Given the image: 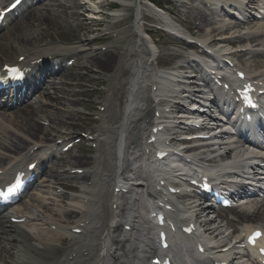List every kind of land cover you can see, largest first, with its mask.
I'll return each mask as SVG.
<instances>
[{
  "label": "bare ground",
  "instance_id": "bare-ground-1",
  "mask_svg": "<svg viewBox=\"0 0 264 264\" xmlns=\"http://www.w3.org/2000/svg\"><path fill=\"white\" fill-rule=\"evenodd\" d=\"M84 1L89 2L88 9L93 11L100 10L102 6L100 4H103L102 0ZM48 11L49 14L46 16L41 14L36 16L40 25L54 20V13H52V10ZM143 11V8H139L138 19ZM204 23L208 25V28L201 27L202 32L217 36L222 33L227 34L230 36L228 43H241L251 39L245 32L250 29L245 30L240 25L227 28L225 22L219 21L215 26L214 22L206 17ZM36 27L33 24L31 30L25 31L24 35L19 36V38L15 37L8 44L6 53L3 54L6 62H14L20 54L36 58L57 50L56 54L63 53L64 56L71 53L81 54L85 61L84 66L88 71L94 72L96 68L97 70L106 71L110 75L116 62L118 66L115 74L110 77L112 86L107 91L108 98L105 101L106 104H110V108L102 113L103 120L98 131V154L102 159L96 163L93 177L89 179L95 182V186L89 188L93 190L90 196L82 197L83 199L89 198V204L84 205L79 202L78 198L81 196L76 198L73 195L59 197L56 190L66 185V179L64 176H59L58 173H53V177H57L56 179H49L45 185L40 186L42 190L39 192L29 193L21 205L13 210L19 217H28L32 222L31 224L14 225L8 221L7 217L0 218V223L3 226L0 233V264H51L54 261H57V264H101V262H94V259L97 256L99 260H104L102 258L104 254L107 258H118V262L114 264H120V259L133 256L134 251L141 249L146 252L148 250V246L144 245L146 240L142 237L143 233L148 232L149 229L142 217L141 210L148 205V201L144 199L145 202L141 205V202L137 203L131 200L121 203L120 199L113 196L114 188L109 192L108 187L115 183L114 177L115 175L120 176V172H123L121 178L131 185H134L136 178L150 182L154 173L151 166L143 167L136 159L140 152V142L135 143L137 137L136 124L143 122L144 118H150L151 113L146 111L142 115L138 111L137 114H131V110L128 109V102L132 99L139 84L149 87L148 83L154 81L152 79L154 68L151 58L155 55V45H152L151 42L148 45L147 42L144 47H138L137 42L140 39H131L128 32L123 31L121 39L126 42L122 47L124 50L115 51L110 49L93 58L98 50L89 48L92 42L88 39L78 41L76 44H53L49 42L44 48L39 44L34 45L32 42H36L38 38L43 36V34L38 33ZM135 28L138 29L140 38L143 29L138 25V22H135ZM173 30L175 29L173 28ZM41 38H44V36ZM252 42L257 43L256 46L264 44V35L252 39ZM17 43H20V45L15 47ZM258 57L261 60L257 65H262L259 70L264 75V55ZM61 89H63V86L48 82L46 89L42 92L41 100L36 98V100H39L38 104H41L42 107L49 106L50 109H56L59 114L57 106L66 107L62 103L70 101L69 99H59L57 97ZM159 91L167 92L169 89L161 84ZM154 95L155 91L150 87L142 104L151 107L154 103ZM112 97L115 99L109 103ZM51 112L39 109L32 104L26 108L17 109V111H9L7 108L0 111V170L12 169L14 165H18L17 168L21 167L22 164L29 161L27 158L30 155L27 154V151L30 147L52 141V139L47 138L49 129L39 122L42 119L45 122L50 121L51 125L58 124L57 122L61 118L60 114L55 116V113L51 114ZM34 118H37V120ZM129 134H131L130 137ZM229 149L235 150L227 145L222 147L223 151ZM42 152L37 151L34 153L32 159L38 157ZM243 156L242 151H237L234 154V158H239L240 161L244 159ZM103 160L106 161L103 162ZM107 180H109V183L106 182ZM100 184H102V190H99ZM35 190L36 188L33 191ZM48 197H51V199L48 200ZM67 199L68 201H66ZM115 201L120 202L119 213L113 211ZM232 213L239 216L242 227L250 229L264 226V200L250 202L241 209L232 210ZM126 218H131L136 224V233L122 235L119 226L120 222ZM87 221H91V224L85 226L84 231L91 239L70 235L68 237L74 238L73 242H75H72L68 248H61L62 241L58 240V237H62L64 232L67 231L65 225L67 227L71 224L77 226L80 223L86 224ZM65 222L70 223L67 225ZM49 223L59 226L56 233L46 231L44 225ZM209 226H217V222L213 221ZM218 227L221 230V235H224L223 228ZM214 232L212 231L210 234H214ZM108 242H110V246H108ZM121 245L124 246V250ZM176 254L178 262L182 264L185 263L187 256L192 255V252L189 247L185 249L179 247ZM73 255L76 256L71 261ZM193 264H201V261L195 258Z\"/></svg>",
  "mask_w": 264,
  "mask_h": 264
},
{
  "label": "rangeland",
  "instance_id": "rangeland-1",
  "mask_svg": "<svg viewBox=\"0 0 264 264\" xmlns=\"http://www.w3.org/2000/svg\"><path fill=\"white\" fill-rule=\"evenodd\" d=\"M48 8L51 9L50 7L45 5L44 9L42 7L39 10H35L27 18H25L23 21H21L20 23L15 25L9 32L1 35L0 36V51L2 53H6L7 46H8V43L10 42V40L15 39V37L19 38V36H21V35L23 36L25 31L31 30L33 24H35L37 26L36 29L39 31V33L43 34L46 37L44 39H48V37L51 36L52 38L59 37L61 39H65L71 43L77 42V38H79V36H78L79 33L72 31L69 26H66L67 24H65L60 17H56L53 21H49L47 24L40 25V23L38 21V17H36L37 16L36 14L39 13V14L45 16V14H46L45 10ZM133 11H134V8L131 9L130 13H133ZM115 29H117V27ZM39 39L36 40L37 42L33 41L32 43L34 45L38 44L39 42H41V40H39ZM122 44H124V42H120V45H122ZM19 45H20V43H17L15 45V47H17ZM117 48H115V50ZM118 50H120V49H118ZM249 61H250L249 62L250 64L254 65V64H256L257 61H260V60H259V58L258 59L254 58V59H250ZM115 66H116V64H115ZM68 75L69 76L70 75L75 76L77 78L80 77V74L73 73V72H69ZM94 76L95 77H93L92 79H96V80L99 79V74L96 73V74H94ZM75 84H76V81L74 82V85ZM73 89H74V87L70 88L69 91H73ZM69 115H70L69 113H62V116L59 120L61 125H70L71 124V125L77 127L81 124V119L78 118L79 120H77V118H75V117L71 118V117H69ZM71 116H72V114H71ZM83 125L91 128L93 126V123H90V121H85ZM228 213L229 212H226V214H228Z\"/></svg>",
  "mask_w": 264,
  "mask_h": 264
},
{
  "label": "snow or ice",
  "instance_id": "snow-or-ice-1",
  "mask_svg": "<svg viewBox=\"0 0 264 264\" xmlns=\"http://www.w3.org/2000/svg\"><path fill=\"white\" fill-rule=\"evenodd\" d=\"M10 70L13 71V72H15V73H19V70H18V69L13 68V69H10ZM245 98L248 99V102H249V103H251L250 98H248V97H245ZM262 234H264V233H259V232H257V233L255 234V236H259V235H262ZM252 239H253V242H255V237H253ZM262 250H264V249H262Z\"/></svg>",
  "mask_w": 264,
  "mask_h": 264
}]
</instances>
